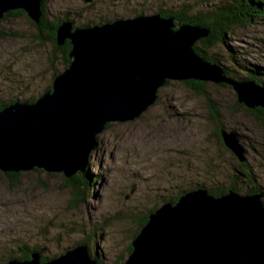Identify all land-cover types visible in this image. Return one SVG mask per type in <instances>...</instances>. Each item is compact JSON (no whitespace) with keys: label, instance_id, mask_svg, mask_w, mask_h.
Returning a JSON list of instances; mask_svg holds the SVG:
<instances>
[{"label":"water","instance_id":"95a60500","mask_svg":"<svg viewBox=\"0 0 264 264\" xmlns=\"http://www.w3.org/2000/svg\"><path fill=\"white\" fill-rule=\"evenodd\" d=\"M85 3L91 0H83ZM42 0H0V20L21 10L35 24ZM207 29L177 26L158 14L128 16L110 23L76 27L65 20L56 44L68 41L69 65L57 72L51 89L32 104L14 102L0 110V171L42 170L66 179L83 174L97 135L107 124L134 121L158 100L169 81L212 83L233 92L237 103L264 118V85L237 81L221 66L197 55L193 46ZM225 147L243 161L235 131H221ZM262 195L229 189L214 197L196 189L167 202L148 216L131 242L123 264H264ZM97 264L85 247L40 263Z\"/></svg>","mask_w":264,"mask_h":264},{"label":"rangeland","instance_id":"374dc122","mask_svg":"<svg viewBox=\"0 0 264 264\" xmlns=\"http://www.w3.org/2000/svg\"><path fill=\"white\" fill-rule=\"evenodd\" d=\"M160 3L161 0H48L45 10L49 21L67 16L74 26H79L97 22L100 17L114 18L116 13L119 17L122 12L129 15L133 10L154 14ZM0 32L6 34L0 38V101L24 102L42 95L52 84L54 70L57 73L62 69L59 52L48 40L39 38L34 22L25 12L2 22ZM237 32L228 42L237 48L240 59L262 63L264 18ZM206 90L221 112L222 125L240 137H254V144L262 146L258 138L262 126L244 113L233 92L212 83H207ZM158 97L136 120L110 123L97 135L87 168L99 177L91 194L83 196L79 205L74 204L73 191L61 172L33 170L9 177L0 171V250L7 251L16 241L29 242L33 238L32 245L46 244L48 253L55 254L58 248L50 243L51 239L57 235L60 245L81 240L75 235L77 226L86 227L89 218L118 211L129 214L130 206L138 207L131 208L132 215L140 213L141 203L150 207L183 184L205 182L206 168L229 175L233 163L229 166L230 155L216 136L206 100L175 80L159 88ZM248 143L244 146L245 157L255 175L263 179L264 167L261 166L262 174L254 167L263 163L260 156L264 155L249 148ZM128 219L114 220L111 230L104 229L103 237L96 240L93 236V244L105 243L111 253L125 256L137 227L133 217ZM71 227H75L73 233ZM37 233H41L39 238Z\"/></svg>","mask_w":264,"mask_h":264},{"label":"trees","instance_id":"16d2710c","mask_svg":"<svg viewBox=\"0 0 264 264\" xmlns=\"http://www.w3.org/2000/svg\"><path fill=\"white\" fill-rule=\"evenodd\" d=\"M48 0H42L41 10L42 17L40 18L39 23L35 24L34 27L37 28L39 33V38L41 40H48L54 47V50L59 52L60 54V62L62 65V70L66 69L69 65V57L68 53L71 50V46L68 41H65L64 45L58 46L56 44V29L60 25L62 21L69 20L67 16H65L64 20H56L49 21L46 15L45 5ZM132 10V9H131ZM130 10V11H131ZM24 12L21 10L8 12L4 15L3 19L0 20V25L2 22H5L11 16H17L23 14ZM154 14L160 15L162 18H173L177 24V26L181 25H190L194 27H199L200 29H207L208 35L202 39H200L194 46V51L197 55L202 57L208 62L215 63L222 67L223 73L225 76L232 78L237 81L243 80H252L256 84L264 85V60L262 63H251L246 61V59H240V53L237 48L229 45V40L233 37H236L238 29H243V27L251 26L256 21L262 20L264 18V0H161L160 5H157L156 11ZM113 15V13H111ZM119 13H116L110 19L104 17H100L101 19L97 22H90L89 24H82L76 27H90L94 25H101L104 23H110L113 19L125 18L128 16H139V15H148L151 12H147L145 10H133L129 15H125V12L121 13V16H118ZM125 16V17H124ZM71 21V20H69ZM71 23L75 25L72 21ZM6 36L5 33L0 32V38H4ZM56 69L52 74V79L56 76ZM169 82H166L168 84ZM190 87V89L194 90L195 94L202 96L206 102L207 106L210 110V118L211 121L216 125L217 129V138L220 140L221 145H223L224 149L229 153V166L231 168V172L229 175H226L225 172H217L213 169L206 168L204 170L203 177L206 181L199 182L195 180L187 185L177 188V191H172L166 197H161L158 199L153 205L150 207L142 204V211L140 213H136L132 215L131 208H138L130 206L129 214L126 211H118L112 214L101 215L99 218H89L87 221V226L84 225L77 226V233L75 235L81 236V240L75 242H69L67 245H60V238L56 235L50 241V243H54L56 245L55 248H58V251L55 254L48 253L47 246L45 245H32L31 241L29 242H21L17 241L12 248L5 251L3 249L0 250V264H6L10 261H19L25 262L30 261L33 255H38L40 263H46L51 259L57 258L61 255H64L67 251L72 250L76 247H85L87 253L97 262V264H123L128 255L132 251L131 244L128 247L127 253L125 256L111 253V250L108 249L105 243H101L100 245L93 244V236L98 240V238L103 237L104 229H110L111 223L116 219H128L133 217V221L136 223L137 227L135 228L132 236L131 242L138 235L142 227L147 223L148 216L153 213L156 209H158L162 204L167 202L175 203L177 199L183 195L184 193L202 189L206 190L209 195L214 197H219L228 192L229 189H233L234 192L242 195H255L261 194V201L264 205V178L260 179L255 175L254 170L249 165L246 156L245 144L246 141H249L247 144L249 148L261 152L264 155V118L260 114L261 111L256 115L255 113L250 112L245 109L243 106L244 113H247L252 117L253 121L259 123L262 126V133H260L259 140L263 142L262 146L255 145L257 139L249 140L241 136L240 143L244 150L243 161H240L238 157L229 149H227L221 138L222 130H231L225 128L221 123V112L216 106L213 99H211L206 90L207 83L198 82V81H187L183 82ZM221 87V86H220ZM51 89V86L47 87L44 92H47ZM39 97V96H38ZM37 98H29L24 101L26 104L34 103ZM16 101L4 102L0 101V110L7 107L8 105L14 103ZM109 124L106 125L105 130L108 128ZM232 131V130H231ZM261 142V143H262ZM254 146H258V148H254ZM260 154V155H261ZM261 160L263 163L256 165L255 170L261 172V166L264 167V158L262 156ZM235 162H234V161ZM90 164V160L88 161V165ZM87 165V167H88ZM39 172L40 170H34ZM218 175L219 178L218 179ZM222 175V176H221ZM9 177H16L17 173L6 174ZM99 176L91 173L88 168H86L83 174H77L70 179H65L67 186L73 191L74 195V204L79 205L81 201H83V196L86 198L87 195L91 194V189L96 183V179ZM211 182V183H210ZM210 183L208 187L206 184ZM183 186V187H182ZM147 199V198H146ZM129 220V219H128ZM76 224V223H75ZM75 227H71L70 233H73V229ZM75 230V231H76ZM97 233V234H96ZM88 234V235H87ZM41 233L36 234V238H39ZM84 245V246H83ZM60 246V247H58Z\"/></svg>","mask_w":264,"mask_h":264},{"label":"bare ground","instance_id":"6f19581e","mask_svg":"<svg viewBox=\"0 0 264 264\" xmlns=\"http://www.w3.org/2000/svg\"><path fill=\"white\" fill-rule=\"evenodd\" d=\"M34 170H37V169H34ZM33 171V170H32ZM42 171V170H41ZM26 172V171H25ZM84 246V245H83ZM17 262H19V261H17Z\"/></svg>","mask_w":264,"mask_h":264}]
</instances>
